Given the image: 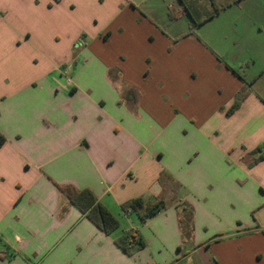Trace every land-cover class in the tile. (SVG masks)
<instances>
[{"label": "crops", "instance_id": "1", "mask_svg": "<svg viewBox=\"0 0 264 264\" xmlns=\"http://www.w3.org/2000/svg\"><path fill=\"white\" fill-rule=\"evenodd\" d=\"M210 1L0 0V264H264V0Z\"/></svg>", "mask_w": 264, "mask_h": 264}, {"label": "trees", "instance_id": "2", "mask_svg": "<svg viewBox=\"0 0 264 264\" xmlns=\"http://www.w3.org/2000/svg\"><path fill=\"white\" fill-rule=\"evenodd\" d=\"M183 1V0H182ZM193 22L198 24L194 17L190 14ZM171 18L174 15L171 14ZM243 83L241 89L236 93L234 103L228 110V114H232L239 109L243 101L251 92V83L247 82L245 78L238 73L235 69L226 65ZM5 139L0 135V146ZM252 155L259 154L254 163H257L264 159V145L257 148L251 153ZM59 189L66 195L68 201L78 208L95 226H97L102 232L107 235H111L120 228V220L104 205L97 196L89 189L78 190L73 186H59ZM169 207V203L164 199H159L153 202H146L143 198L132 199L122 205L124 213H135L142 222H146L148 219L158 215ZM115 243L126 254H132L135 246L141 248L143 243L140 239H136L132 234H124L116 238Z\"/></svg>", "mask_w": 264, "mask_h": 264}, {"label": "rangeland", "instance_id": "3", "mask_svg": "<svg viewBox=\"0 0 264 264\" xmlns=\"http://www.w3.org/2000/svg\"><path fill=\"white\" fill-rule=\"evenodd\" d=\"M223 0H218V4L219 2H222ZM226 1V0H225ZM224 1V2H225ZM176 4L178 5V3H180V0H175ZM188 8L190 9V14L192 15V17H194V19H196L197 21L200 20V18H204L206 16H208L211 12L214 11V7L212 6V2L210 0H188ZM171 5L174 6L173 3H171ZM186 21V25L188 27V23H192L191 21L192 18L191 16H186L185 18ZM182 23V22H180ZM193 25V24H191Z\"/></svg>", "mask_w": 264, "mask_h": 264}, {"label": "built area", "instance_id": "4", "mask_svg": "<svg viewBox=\"0 0 264 264\" xmlns=\"http://www.w3.org/2000/svg\"><path fill=\"white\" fill-rule=\"evenodd\" d=\"M171 8H172V6H171ZM68 82H71V80H68Z\"/></svg>", "mask_w": 264, "mask_h": 264}]
</instances>
